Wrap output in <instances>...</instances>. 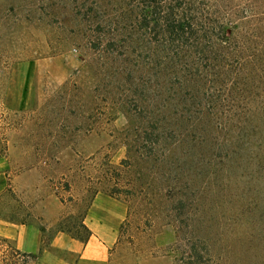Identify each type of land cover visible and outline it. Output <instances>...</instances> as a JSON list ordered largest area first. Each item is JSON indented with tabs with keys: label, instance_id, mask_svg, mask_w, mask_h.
I'll return each instance as SVG.
<instances>
[{
	"label": "rangeland",
	"instance_id": "1",
	"mask_svg": "<svg viewBox=\"0 0 264 264\" xmlns=\"http://www.w3.org/2000/svg\"><path fill=\"white\" fill-rule=\"evenodd\" d=\"M235 43L263 48L264 0H0V237L72 263L51 243L109 199L107 264H264L222 117Z\"/></svg>",
	"mask_w": 264,
	"mask_h": 264
},
{
	"label": "trees",
	"instance_id": "2",
	"mask_svg": "<svg viewBox=\"0 0 264 264\" xmlns=\"http://www.w3.org/2000/svg\"><path fill=\"white\" fill-rule=\"evenodd\" d=\"M256 33L254 31L255 35ZM206 48L207 67L212 70L216 66L212 46L207 45ZM261 48L260 44H253L248 58L245 59L244 45L235 43L229 47L234 59L233 74L229 85L226 81H222L220 85V90L235 94L233 98L225 96L222 99V117L226 118L230 114L234 123V139L230 142L231 161L235 162L236 167L247 178L239 219L240 224L246 226L241 227V232L246 233L248 240L250 238L249 243L254 238L248 231L250 225L257 226L256 231L264 234V56L260 54L261 51L264 53V45ZM259 246L262 248L263 243ZM35 257L30 253L20 252L5 238L0 237V264H31Z\"/></svg>",
	"mask_w": 264,
	"mask_h": 264
},
{
	"label": "crops",
	"instance_id": "3",
	"mask_svg": "<svg viewBox=\"0 0 264 264\" xmlns=\"http://www.w3.org/2000/svg\"><path fill=\"white\" fill-rule=\"evenodd\" d=\"M116 206L115 208H111ZM125 216V210L109 199H95L86 213L85 219H97V226L91 228L92 235L83 244L75 240H67L65 244L53 240V246L65 248L77 254L76 260L70 262L58 256L54 251L41 249L36 236L32 243L31 252L38 253L34 264H107V251L114 243L115 231ZM26 253V252H25Z\"/></svg>",
	"mask_w": 264,
	"mask_h": 264
}]
</instances>
